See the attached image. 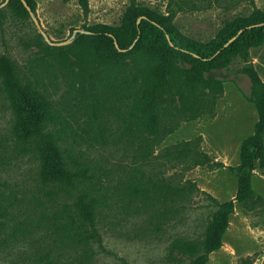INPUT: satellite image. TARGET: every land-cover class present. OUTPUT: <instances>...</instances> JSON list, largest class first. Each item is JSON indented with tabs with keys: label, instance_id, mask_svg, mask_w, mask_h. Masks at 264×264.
I'll return each mask as SVG.
<instances>
[{
	"label": "rangeland",
	"instance_id": "obj_1",
	"mask_svg": "<svg viewBox=\"0 0 264 264\" xmlns=\"http://www.w3.org/2000/svg\"><path fill=\"white\" fill-rule=\"evenodd\" d=\"M33 1L28 18L0 19V55L40 85L95 165L88 187L101 199L102 241H83L72 227L69 205L77 189L40 183L37 163L20 152L12 134V113L0 89V189L9 214L0 235V264H187L192 254L185 245L200 250L217 208L213 198L224 202L235 195L237 179L228 167L239 165L240 145L257 120L243 96L250 82L242 69L251 64L264 82V44L251 49L247 63L235 59L210 74L222 81L214 97L192 103L162 93L157 104L170 110L173 129L145 128L136 138L120 123L116 101L108 110L99 101L94 117L84 96L91 95L93 80L83 77L68 49L75 35L71 29L118 25L131 0H89L86 16L77 0ZM134 1L163 11L168 2ZM186 1L175 24L201 41L211 40L225 19L264 9V0ZM133 185L144 192L134 194ZM251 186L260 201L249 208L235 202L222 246L206 264H264V168H256Z\"/></svg>",
	"mask_w": 264,
	"mask_h": 264
},
{
	"label": "trees",
	"instance_id": "obj_2",
	"mask_svg": "<svg viewBox=\"0 0 264 264\" xmlns=\"http://www.w3.org/2000/svg\"><path fill=\"white\" fill-rule=\"evenodd\" d=\"M167 1L163 11L131 0L118 25L83 26L68 45L83 77L93 80L91 95L84 96L91 102L94 117L100 109L99 101L107 110L110 101H116L120 123L136 138L145 128L153 133L161 126L173 129L170 110L157 104L162 93H175L192 103L205 96L214 97L222 89V81L210 74L235 59L247 63L251 49L264 44V9L253 7L247 16L225 19L211 40L201 41L184 34L175 24L176 14L187 1ZM77 5L86 16L89 0H77ZM27 8L34 12L35 2L8 0L0 9V19H26L30 16ZM242 71L250 82L249 94L243 96L254 106L257 120L253 133L240 145L239 165L228 167L236 175L235 195L224 202L213 198L217 208L206 226L200 250L185 245L192 254L187 264H206L208 255L221 248L235 202L249 208L260 201L251 179L257 167L264 168V82L251 64ZM0 83L20 152L34 158L43 186L77 189L69 205L72 227L81 240L100 245L97 221L101 199L88 187L96 169L84 156L78 135L62 120L61 110L47 99L40 85L21 75L4 55H0ZM131 191L140 194L144 187L133 185ZM5 200L0 189V235L9 216Z\"/></svg>",
	"mask_w": 264,
	"mask_h": 264
},
{
	"label": "water",
	"instance_id": "obj_3",
	"mask_svg": "<svg viewBox=\"0 0 264 264\" xmlns=\"http://www.w3.org/2000/svg\"><path fill=\"white\" fill-rule=\"evenodd\" d=\"M7 1H8V0H4V2L0 5V7L4 6V5L7 3ZM24 5H25V3H24ZM27 9H28V11H29V14L32 15V12L29 10V8H27ZM139 20H140V19L137 20V23L139 22ZM34 23H35L36 25H38V23H37L36 20H34ZM77 31H79V30H75L74 33H76ZM232 40H233V38L230 39L229 42H231ZM68 42H69V41H68ZM68 42H63V43H60V44H65V43H68ZM115 45H116V44H115ZM116 47H117V45H116Z\"/></svg>",
	"mask_w": 264,
	"mask_h": 264
}]
</instances>
